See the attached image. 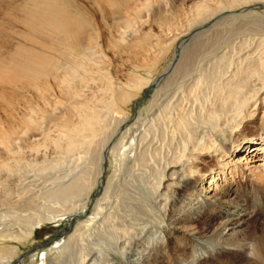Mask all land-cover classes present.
Instances as JSON below:
<instances>
[{"label":"bare ground","instance_id":"obj_1","mask_svg":"<svg viewBox=\"0 0 264 264\" xmlns=\"http://www.w3.org/2000/svg\"><path fill=\"white\" fill-rule=\"evenodd\" d=\"M85 1L107 20L115 46L134 34L149 6ZM262 1H199L173 35L172 55L170 48L157 53L161 69L115 84L100 66L103 36L87 6L0 0V88L31 97L13 116V101L0 93L7 107L0 117V264H25L20 254L36 226L57 218L73 225L47 248L43 264H264V178L260 164L249 165L264 159V27L232 24L245 33L231 42L236 59L216 52L192 68L183 53L191 37ZM99 81L96 95L91 83ZM151 85L152 99L130 123L127 105ZM257 114L251 140L218 143L227 124L235 122L233 131ZM49 146L58 155L52 160ZM243 148L249 156H237ZM64 156L79 163L62 169ZM49 163L56 170L36 193L37 176L21 169Z\"/></svg>","mask_w":264,"mask_h":264},{"label":"rangeland","instance_id":"obj_2","mask_svg":"<svg viewBox=\"0 0 264 264\" xmlns=\"http://www.w3.org/2000/svg\"><path fill=\"white\" fill-rule=\"evenodd\" d=\"M75 1L83 5L84 8L87 6L85 12L86 17H88V20L92 24H94V27H96L97 31L101 33V35L103 36L102 41H100L104 56L102 58V61L103 60L104 61L103 62L101 61L100 66L103 64L105 65V66L104 65L101 66L103 71L110 76L113 83L116 82L115 84H125L131 74H136L142 78H145L152 75L158 69L162 68L161 66L163 64L159 63L158 61V59L161 57L158 58L157 53L161 52L162 50L167 51L170 48L168 51V56L170 57L172 55L173 53L172 51L174 50L175 47L174 42L172 41L174 37L173 36L174 33L177 32V30L179 29L182 30L185 27H187L188 20L192 18L194 15L195 4L201 0H147V1L140 0L141 2L139 3H142L143 1L148 2L149 6L141 11L139 18L136 20L135 23L134 34L127 36L126 39L127 42L126 43L122 42L123 46H120L119 44L115 46L114 41L117 39V36L110 34L107 27L108 22L105 18H103L100 12L95 11V9L91 6V4H89L85 0H75ZM209 1H219V0H209ZM261 3L264 4V1L257 3L254 6H248L246 10V12L249 11L250 13L248 15H246L247 13L246 14L244 13L239 15L238 18L235 19L230 18L224 21H220V23H216L214 27H211V29H209L207 33L203 35H198V37L196 38L191 37L190 40L186 42L183 52L184 54H188L192 56L191 67L192 68L196 67L199 65V63L200 65H202L201 62L206 58L213 57L214 55L221 54L223 52H227L228 55L230 54L233 55L235 53L233 55V58L236 59L237 56L239 55V52L238 53L235 51L231 52V48H230L231 42L239 41L238 39H240V36L244 37L245 33L240 34V32L238 31L242 29H239L237 31L232 24H237L242 22L244 24L246 23V25L248 26L250 25L249 22L251 23L254 22L253 23L254 26L256 25V26L264 27V10H263L264 6H261ZM236 10L237 11L232 10L230 11V13L234 15L239 14V9ZM0 16H1V10H0ZM253 16L255 18H253ZM244 17H249V18H244ZM205 28H207V26H205L202 29ZM261 31L264 32V30ZM252 34H254V32ZM140 39L142 40L139 41ZM14 44L15 42L12 41V46H14ZM129 45H131L132 47L130 50L127 47ZM219 47H221L222 49H220ZM245 50H242L240 54H242L243 51L245 52ZM250 51H252V47L250 48ZM99 83H100L99 86L98 83L96 82L91 83L92 87L94 86L91 91L92 93H97L96 95H99V93H101L100 90H98V88H102V84L100 81ZM153 88L154 87L151 85L147 90H145L143 93H141L138 96L139 99L138 101H136L135 98L127 105V109L131 114L130 123L135 119L138 111L146 107L150 102V100L152 99V94L154 92ZM1 92H4V94L10 100L13 101L12 104V106L14 107V110L12 112L13 116L16 114V112L22 111V109L25 107L24 105H27L26 104L27 100L31 98L30 96L25 94L24 91H22V89L13 88L10 86L4 85L2 88H0V93ZM4 105L5 104L0 99V117L2 118H6L7 115V110H6L7 107ZM4 110L6 111L4 112ZM258 112H260L259 115L262 116L261 110ZM233 124L235 125V122H233ZM233 124L230 123L225 126L224 129L226 131V136H224L222 133H216V138L218 140V143L229 147L231 146L232 148V146L237 142L241 143L251 140L254 137L253 134H255V131L259 129L258 114L254 116V119L247 120L246 125L241 127L239 126V128L232 131L231 125ZM243 139L245 140L242 141ZM50 146L48 147L47 150L48 153L47 156L49 157L51 156L50 158L48 157V159L52 160V158L58 157V155H56L53 152L52 147ZM243 151L244 148L240 151H237L238 152L237 156L241 154H243L244 156H249V154H247L248 153L247 150L244 152ZM234 155H236V153ZM257 155H261V152H259ZM261 157L263 158V154ZM61 159L62 160L59 162V166L62 169L71 168L75 165V163H79L77 161V156L74 158L70 156H64ZM67 159L69 160V162ZM256 164H260V166H258V169L262 170L261 176L264 178V159L252 161L250 162L249 165L256 166ZM50 167L51 164L49 163L47 164L44 170L43 169L39 170L37 168L34 171L28 169L26 171V169L22 168L21 175L24 174L36 175L38 178L37 183L39 185L37 187L32 186L31 188H34V192L36 193L39 194L44 193L46 190L44 189V187L41 186L47 178V175L45 176V174H48L49 172H54L56 170V168L51 169ZM243 167L244 166H242V169ZM38 174L39 175L41 174L42 176L41 175L38 176ZM244 177H247L249 179L253 178V176L250 175L249 171H246L244 173ZM251 200H254V198H251ZM256 216L258 219L257 223L259 224V220L261 221L262 214L261 213L256 214ZM57 219L48 220L46 222H43V224L41 223L40 225L36 226L34 236L32 237L29 244L21 252L22 255L20 254V261H23L25 264H43V262L45 261L44 260L45 251L47 250V248L49 249L50 247L55 245L56 241L62 240L63 237L66 236L68 232H70L72 228L71 226L73 225L72 218H57Z\"/></svg>","mask_w":264,"mask_h":264}]
</instances>
